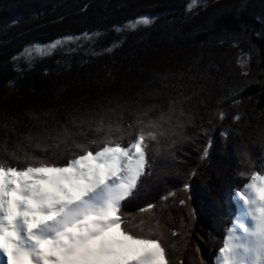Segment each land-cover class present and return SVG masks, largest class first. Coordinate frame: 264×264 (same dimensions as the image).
<instances>
[{"label":"trees","instance_id":"16d2710c","mask_svg":"<svg viewBox=\"0 0 264 264\" xmlns=\"http://www.w3.org/2000/svg\"><path fill=\"white\" fill-rule=\"evenodd\" d=\"M187 3L0 0V148L6 141L11 150L20 134L44 127L64 125L75 131L73 116L83 114L85 106H89V112H98L101 106L115 107L107 99L113 95L121 98L117 104L129 102L122 117V126L127 127L136 108L131 102L138 99L141 106L166 105V96L179 91L172 84L178 82L181 72L188 84L183 88L184 95L197 90L198 94L183 104L185 110L197 114V127L185 129L192 139L177 149L175 160L163 151L154 157L150 152L151 175L142 178L139 194L125 205L126 212L139 216L138 209L151 202L162 213L160 218L166 227L175 230L183 225L188 246L173 254L175 264H196V248L200 249V258L211 256L234 215L230 189L239 188L247 179L241 177L228 184L233 174L247 167L239 153L247 151L249 158V151L262 154L264 137V0H206V7L201 4L192 11L186 10ZM139 14L155 17L151 26L126 31L123 36L107 30ZM94 29L102 31L91 47L108 45L111 51L86 54L84 49L89 45L84 43L77 54L68 57L59 51L35 58L32 65L13 59L20 57L29 43H48L65 34L79 35ZM113 40L118 45L113 46ZM238 59L244 61L243 67ZM165 72L170 78L162 81L158 77ZM153 90L165 95L153 100L148 95ZM230 94L239 102L222 99ZM201 98L209 110L223 108L227 118L216 116L209 124L212 112L205 111ZM218 99L220 104L216 103ZM129 108L133 109L131 113ZM48 109L52 111L41 118L43 124L32 118L33 111L39 114ZM237 113L240 118L234 119ZM6 118L8 128L4 127ZM201 124L207 135L197 130ZM221 129L228 134L221 136ZM209 137L213 141L208 145L209 155L201 159ZM0 158H5L2 152ZM193 169L197 170L194 176L190 175ZM185 182L191 186L190 192L184 191ZM168 191L175 195L161 200ZM180 199H185L188 207L181 205ZM209 204L211 209L206 211ZM190 210L195 212L192 217Z\"/></svg>","mask_w":264,"mask_h":264},{"label":"snow or ice","instance_id":"6c2138e0","mask_svg":"<svg viewBox=\"0 0 264 264\" xmlns=\"http://www.w3.org/2000/svg\"><path fill=\"white\" fill-rule=\"evenodd\" d=\"M201 4L206 7V0H188L186 10ZM154 19L139 14L107 30L123 36L126 31L151 26ZM101 31L65 34L44 45L29 43L20 55L32 65L36 57L51 55L58 47L72 52L87 43L89 48L84 51L93 56L111 51L108 45L91 47L98 42ZM66 42L77 47L64 48ZM118 43L112 41L113 46ZM237 62L243 67V60ZM184 75L179 73L178 82L172 84L179 91L175 96H166V105L141 106L138 99L132 101L136 104L135 114L127 127L122 126V117L129 102L117 104L121 98L113 95L107 99L115 107L101 106L98 112H89V106H85L83 114L73 116L75 131L64 125L29 131L20 134L11 150L5 141L0 148L5 157L0 158V264H175L173 254L188 246L183 225L175 230L166 227L160 218L162 213L151 202L138 209L139 216L126 212L125 205L139 194L142 178L151 175L150 152L154 157L163 151L175 160L177 149L192 139L185 129L197 127V114L185 110L183 104L198 93L194 89L191 95H184L183 88L188 86L182 79ZM158 78L167 81L170 75L165 72ZM148 95L155 100L165 94L153 90ZM229 98L239 102L231 94L222 99ZM200 102L204 104L203 98ZM204 107L212 112L209 124H213V117L227 118L223 108ZM51 111H33L31 115L43 124L41 118H47ZM239 118L237 113L234 119ZM4 127H9L8 118ZM197 130L207 135L202 124ZM219 134L228 133L221 129ZM212 142L209 137L201 159L208 157ZM261 148L260 168L256 170L251 168L248 152L239 153L247 169L238 175L247 179L239 188L230 189L234 215L209 258H200V249L194 250L196 264H264V137ZM196 173L193 169L190 175ZM183 189L190 192L191 186L185 182ZM174 195V191H168L160 199L167 201ZM179 203L188 207L185 199ZM210 209L209 204L205 210ZM194 215L190 210L189 216Z\"/></svg>","mask_w":264,"mask_h":264},{"label":"rangeland","instance_id":"374dc122","mask_svg":"<svg viewBox=\"0 0 264 264\" xmlns=\"http://www.w3.org/2000/svg\"><path fill=\"white\" fill-rule=\"evenodd\" d=\"M61 38V37H60ZM52 42V41H51ZM51 42H48V43H39V44H42V45H44V44H50ZM63 47L64 48H76L77 47V45L75 44V43H73V42H66L64 45H63ZM83 48V47H82ZM80 50H81V48H80ZM61 52L63 55H66L67 57L69 56V55H75V54H77L78 53V51H79V49L77 50V51H72V52H67V51H62L61 50V48H57L55 51H54V53H56V52ZM52 55V54H51ZM45 56H48V55H45ZM45 56H43V57H45ZM37 58V57H36ZM18 60L20 61V62H25V60L22 58V56L20 55V58H18ZM129 123V122H128ZM131 123V122H130ZM249 153H251L250 155H252L251 157H250V159H251V161H252V164H251V168L253 167V166H256L257 167V169L258 168H260V163H261V161H260V157H261V154L260 153H258V155H256L257 154V152H250L249 151ZM259 154H260V156H259ZM247 169V167L246 168H242L240 171H244V170H246ZM253 170H255V168H252ZM239 178H241L238 174H233L228 180V184L229 183H234V180H237V179H239ZM216 192V191H215ZM214 192V193H215ZM209 195V194H208ZM207 215V214H206ZM214 224L216 225V227L218 228V226H217V224L215 223V221H214ZM196 258V255L195 256H193V259H195ZM193 261H195V260H193Z\"/></svg>","mask_w":264,"mask_h":264}]
</instances>
